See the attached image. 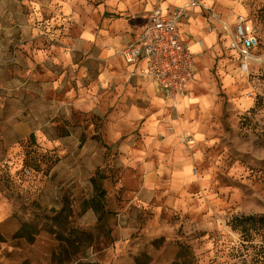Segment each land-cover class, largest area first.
Returning a JSON list of instances; mask_svg holds the SVG:
<instances>
[{
  "label": "rangeland",
  "instance_id": "1",
  "mask_svg": "<svg viewBox=\"0 0 264 264\" xmlns=\"http://www.w3.org/2000/svg\"><path fill=\"white\" fill-rule=\"evenodd\" d=\"M187 1L0 0V34L13 38L0 61V264H190L181 246L197 264H223L215 241L237 240L231 219L264 214V0H198L208 24L193 31L205 45L176 106L122 58L154 9ZM239 15L260 42L248 76L215 32L204 38ZM30 81H55L57 95L29 96L39 91ZM144 173L154 176L148 196L124 198L118 180Z\"/></svg>",
  "mask_w": 264,
  "mask_h": 264
},
{
  "label": "built area",
  "instance_id": "2",
  "mask_svg": "<svg viewBox=\"0 0 264 264\" xmlns=\"http://www.w3.org/2000/svg\"><path fill=\"white\" fill-rule=\"evenodd\" d=\"M197 9L201 12L205 9L198 0H188L170 12L163 7L154 9L138 39L122 51L126 65L134 68L131 74L150 79L163 99L173 106L178 98L185 96L197 75L196 57L186 44L182 28L189 12ZM207 30L216 33L226 51L236 57L240 74L248 76L260 44L253 21L239 15L232 29L223 24L220 29L209 26ZM186 138L191 142L190 134ZM23 172L27 178L32 175L31 170Z\"/></svg>",
  "mask_w": 264,
  "mask_h": 264
},
{
  "label": "crops",
  "instance_id": "3",
  "mask_svg": "<svg viewBox=\"0 0 264 264\" xmlns=\"http://www.w3.org/2000/svg\"><path fill=\"white\" fill-rule=\"evenodd\" d=\"M5 3H6V6H7L8 1H5ZM164 9L168 10L169 12L173 10V8H171V9L164 8ZM203 21H204V25H205L207 23V19H206V17L203 16L201 10L197 9L195 11L189 12L187 19L182 24L183 35H184L186 44L188 45L189 49L194 54L196 53L195 51L197 50V47L202 48L205 45L204 40L201 39V35H199V36L198 35H194L195 33L193 31L195 29L194 26L195 27L196 26H200V27L203 26L204 27ZM147 24H148V20L146 22V25L142 28L140 34L143 32V30L145 29ZM206 29H208V27ZM140 34L138 35V37L140 36ZM203 34L205 35V33H203ZM138 37H137V39H138ZM209 37H211V34L207 33L204 38L211 39ZM12 42H13V38H12L11 34H10V36H8L7 34L5 36L0 34V61H2L3 59H5L7 61L8 58L10 57V51H11V47H12ZM199 42H202L203 45L200 46L198 44ZM230 59L235 60L236 61L235 64L238 67V62H237L236 57L231 54L230 55ZM57 61H59V60H57ZM125 65H126V63H125ZM196 65H197V62H196ZM126 67L128 68L129 73H130V75L132 77H137V78H139L141 80H145L147 82H150L153 85V87L156 90V92L161 97V99L163 100V96L160 94V92L158 91L156 85L150 79L142 78V77H140L138 75L134 76V75L131 74L132 71L134 70V68L129 67L127 65H126ZM6 68L7 69L9 68V71H12V67L10 65L9 66L6 65ZM0 69H2L1 64H0ZM197 74H198V66H197ZM196 78H197V75H196ZM196 78H195V80H196ZM195 80L190 84V86L195 82ZM14 83L15 82H14L11 74L9 75V77H6V79H5V85L6 86L9 85L10 88H13L15 86ZM35 83H36L35 81H30L27 84V86H28L29 89L39 88V91H38V93H36L35 91L29 90L28 91V95L29 96H38L40 94V95L46 97L47 99H51V97L57 95V90L55 88V85H57V84H56L55 81L50 82V83L49 82H43V83L39 82L38 84H35ZM3 85H4L3 81L0 80V86H3ZM190 86H189V88H190ZM179 99H182V98L180 97V98H178V100ZM78 107L80 108V103L78 104ZM114 112L116 113L117 111L114 110ZM132 114H133L132 115V119H135V117L141 116V114L137 111L136 108H134V110L132 111ZM124 117L127 118V117H130V116H126V114H125ZM121 127L122 126L120 124V127L118 128V130L121 131ZM20 129L21 128H20V125H19L17 127L16 131L20 130ZM71 134H72L71 136H73L74 140H75V137L77 136L78 133L75 131V132H73ZM119 148H122V146L120 145ZM178 157H179L178 150L175 149L174 152L169 155V162L171 161L173 163V165H179ZM144 174L145 175H143V176H136V179L133 180V181H130L126 176H122L118 180L117 184L119 185V187L126 189V192L124 194V198L130 197L131 199H133V201H138L139 202L142 199V195H144L145 197L148 196V193L151 192V189L153 188V185H154V182H153L154 181V176H153L152 173H149V174L144 173Z\"/></svg>",
  "mask_w": 264,
  "mask_h": 264
},
{
  "label": "trees",
  "instance_id": "4",
  "mask_svg": "<svg viewBox=\"0 0 264 264\" xmlns=\"http://www.w3.org/2000/svg\"><path fill=\"white\" fill-rule=\"evenodd\" d=\"M94 187L97 190V197L92 201V208L102 216L104 211L103 198L106 195L101 182L98 179L93 180ZM57 224L58 215L53 217ZM230 230L237 235L236 241H215L216 244L221 243L223 246L222 252L226 254V260L223 264H264V214L255 213L248 215L236 216L228 224ZM73 240L69 239L71 248H78L82 244L83 238L80 235L77 237L73 232ZM220 241V242H219ZM181 253L189 257L190 264H197L198 259L195 254L187 246H181ZM138 264V260H136ZM216 261L210 262V264ZM178 264V263H175Z\"/></svg>",
  "mask_w": 264,
  "mask_h": 264
}]
</instances>
